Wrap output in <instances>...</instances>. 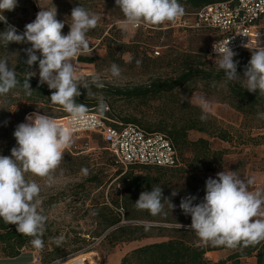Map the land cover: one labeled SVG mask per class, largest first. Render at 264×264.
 Returning <instances> with one entry per match:
<instances>
[{"label": "trees", "instance_id": "16d2710c", "mask_svg": "<svg viewBox=\"0 0 264 264\" xmlns=\"http://www.w3.org/2000/svg\"><path fill=\"white\" fill-rule=\"evenodd\" d=\"M226 1L230 0H178L185 9V16L194 14L208 4ZM120 13L122 14L121 11ZM5 17L9 24V17L7 15ZM121 18L123 19V14ZM170 25L171 23L164 27L148 26L147 29L143 27L135 29L134 31L141 35L156 38L155 45L143 43L142 49L144 51L150 49V54L153 49L162 51L165 46L160 42V37L169 33L168 26ZM6 27L4 22H0V32H3ZM163 28L165 30H162ZM181 31L199 36H209L212 38L211 45L219 38L218 34L213 31ZM106 41L107 61L115 64L122 63V55L131 51L129 45L120 41ZM12 46L14 43H10L8 47L0 44V54L2 55ZM235 52L237 56L234 57V60L238 62V74L242 70L246 71L252 53L248 50ZM151 57L155 58L153 65L156 66L165 63L163 61L171 56L161 57L160 54L154 57L151 54ZM201 59L203 58L200 55L177 56L170 62L177 67L175 76L165 79L156 78L143 86L96 88L93 85L90 93L86 89L80 88L81 95L76 98V101L86 105L89 109L88 112H95L99 102L90 98V95L99 96L102 93L104 99L136 101L142 106L148 104L168 105L171 109L163 112L154 123L141 124L131 118H122L121 122L137 124L148 132L166 135L176 148L181 164L176 168L130 166L129 170H118L113 186L119 187L120 191L113 187L111 195L105 197L100 191L92 203V218L95 227L91 232L85 234L89 240L81 236H74L68 243L63 242L57 246L54 243L55 233H52L51 229L53 225L46 221L42 237L44 248L38 250L42 256V264H53L57 259L62 261L70 254L80 250V247H77L72 251H66L65 247L68 245L78 246L84 242L91 245L98 239H100L99 243L104 242L111 248L126 243L137 244V247L121 257L119 264H240L241 259L251 257L255 258V264H264V241L254 246H238L234 249L224 246H201L197 236L190 229L191 216L185 215L179 207L181 199L188 196H195L198 201L202 202L206 194V180L210 178L209 175L218 172L223 166L225 153L213 150L210 140L228 144L234 140L231 130L223 128L211 115L207 121L200 120L201 109L188 102V96L191 94L190 84L200 82L212 86L221 95L217 99L218 103L227 105L245 119H251L259 124L260 129H264V119L258 116L259 113H264V97L258 93L249 92L235 80H227L223 70L205 69V64L201 63ZM26 60L27 56L21 58L12 68L20 83L7 94L0 95V155L10 156L11 149L17 146L13 133L16 126L24 122L26 115L39 112L42 115H51L55 119L68 116L61 106L51 102L50 97L54 90H50L46 84L41 85L30 77L32 94H26L23 83L29 78L28 71L38 66L37 62L29 67L25 63ZM76 61L82 64H93L95 59L92 56L79 55ZM141 61L144 62L142 59ZM219 85H222L223 89H219ZM180 91H187V93L182 96L179 94ZM177 108L179 111H174ZM113 116L115 117V115ZM115 118L119 120L117 117ZM13 119L16 120L12 123ZM192 132L203 134L208 139L199 138L196 141H190L188 136ZM92 135L96 136L103 144L104 150L107 152L104 155L109 154L115 163L102 140L97 135ZM236 138L242 139L241 135H237ZM258 140H264V135L255 139L249 138L243 142H256L255 144L258 145ZM74 148L77 149L76 145L72 144L65 150L64 155L72 154V151H76ZM115 165L117 164L115 163ZM133 168L139 170L135 172ZM167 172H170V175H165ZM179 178H184L180 185L179 181H174ZM88 182L89 188L93 187L95 190L104 186V183L96 175H92ZM156 186H160L163 196L170 198L176 206L171 211L165 203L164 212L167 213L166 215L162 213L153 216L147 210H140L135 205L142 192L151 191ZM77 188L79 192H84L88 187L80 184ZM173 191L177 192L176 196L171 195ZM121 223L125 224L120 225ZM31 239L32 237L18 233L15 225L6 224L0 219V257L14 258L24 250L36 253L37 249L30 243ZM144 240L155 241L140 246L139 242ZM226 250H233V252L223 260L213 262L206 258L208 253Z\"/></svg>", "mask_w": 264, "mask_h": 264}, {"label": "clouds", "instance_id": "9594fccd", "mask_svg": "<svg viewBox=\"0 0 264 264\" xmlns=\"http://www.w3.org/2000/svg\"><path fill=\"white\" fill-rule=\"evenodd\" d=\"M115 4L123 14V19L117 23L124 33L140 26L158 28L165 23L174 24L185 15V9L178 0H115ZM17 5L18 0H0V22L7 25L0 32V44L4 47L13 42L31 45L24 50L27 55L25 63L32 67L38 62L39 83L54 90L51 102L61 106L69 116V124L65 126L48 114H28L26 122L18 124L13 133L17 146L11 149V155H0V219L15 225L18 233L32 237V246L42 250L47 217L42 214L41 187L34 179H26V174L43 178L50 186L64 159L65 150L74 142L73 128L89 123L88 107L77 103L76 98L81 95V87L90 93L93 85L103 88L104 84L99 74H93L90 82L85 81L79 75L74 60L91 51L87 33L98 26L101 17L82 6L74 7L70 31L65 35L62 33L65 23L57 19V8L41 7L35 20L27 23L23 33L18 34L17 28L7 24L3 14L13 11ZM229 43L230 39L218 40L212 47L218 68L223 70L227 80L234 81L239 79L238 62L234 60L237 53ZM244 47L252 53L243 79L246 89L264 97V47L259 42L254 47L248 44ZM141 63V60H136L138 67ZM108 71L111 78H119L122 73L115 63ZM30 77L23 83L27 95L32 94ZM19 83L15 71L8 66V59L0 58V95L7 94ZM197 103L202 110L200 120L207 121L211 113L209 101L201 96ZM107 109L108 105L101 97L97 111L103 115ZM258 116L264 119V113ZM83 171L87 174V169ZM255 183L254 177L241 179L237 171L225 169L217 173L216 179L210 177L206 180L202 202L193 204L195 196L181 199L179 207L185 215L191 216L190 229L201 246L234 249L264 241V190H252ZM171 195L176 196L177 192L173 191ZM165 203L171 211L176 207L170 198L163 196L162 188L156 186L151 191L142 192L135 205L156 216L167 214L164 212ZM63 240L64 237L59 236L54 238V243L60 246ZM54 264H62V261L57 259Z\"/></svg>", "mask_w": 264, "mask_h": 264}, {"label": "rangeland", "instance_id": "374dc122", "mask_svg": "<svg viewBox=\"0 0 264 264\" xmlns=\"http://www.w3.org/2000/svg\"><path fill=\"white\" fill-rule=\"evenodd\" d=\"M53 6L57 8V19L65 23L62 29V33L65 35L70 31V17L74 7L82 6L101 17L98 26L89 30L87 33L91 51L81 54L84 56H92L95 62L93 64H82L77 62L76 58L74 60L79 75L85 81L90 82L93 74H99L104 86L123 88L147 85L151 80L156 78L165 79L175 76L177 74V67L170 62L175 57L185 54L202 56L201 63L205 64V69H219L215 63L216 58H209L210 56L208 54L212 38L209 36L194 35L192 33H183L177 27L171 28L172 23L168 26L170 29L169 33H166L164 37H160V42L165 48L159 51L161 57H171L163 61L165 63L154 66L153 61H155V58L151 57V50L147 49V51H144L142 45L143 43L155 45L156 38L141 35V33L134 31V29H130L127 33L122 32L117 23V21L122 19V14L115 4V0H18V5L13 11H5L3 14L9 17V24L15 26L18 34H20L25 30L27 23L35 20L37 13L42 8H52ZM189 21L190 19L188 17L186 23ZM167 25L168 23H165L161 26L164 27ZM147 28L149 27L147 26ZM162 30H165V28ZM106 40L120 41L129 45L131 49L129 53L122 55V63H117L122 69L119 78H111L110 72L108 71L113 63L108 62L106 59ZM29 47H31L29 43H14V46L9 50L5 51L2 55L0 54V58L6 57L8 59V66L12 69L21 58L23 59V57L27 56L24 50ZM141 59L144 62L138 67L136 60ZM244 74L245 71L243 70L239 72L237 74L239 79L235 81L246 88L245 81L243 80L245 79ZM28 75L39 82V66L30 69ZM219 89H223V86L219 85ZM190 90L191 94L188 96L190 105L201 109L197 103V98L201 96L205 97L210 103V115L223 128L231 130L234 136L231 144L218 140H210V145L213 150L223 151L225 153L223 166L218 172L228 169L230 171H237L241 175V179L244 177H254L256 183L252 190H264V140H258V145L255 144L256 142H243L249 138L255 139L258 136L264 135V129H260L259 124L251 121V119H245L227 105L218 103L217 99L221 95L212 86L196 82L190 84ZM186 93L187 91L179 92L182 96ZM95 96L90 95V98L99 101L101 97H104V94H99V96L94 98ZM103 100L119 121L122 118H131L136 119L141 124L154 123L161 117L163 112L171 109L165 104H148L142 106L136 101L110 98H103ZM174 111H179V108ZM95 112L99 113L97 110ZM15 120L13 119L11 122L13 123ZM237 135H241L242 139L236 138ZM199 138L208 139L203 134L195 132L189 133L188 139L190 141H196ZM73 144L77 147L76 151H72V154H69L70 156L64 155V159L57 169L54 181L50 186L46 183L45 179L33 177L30 173L26 174V179H34L40 185L41 192L39 198L42 201V213L47 217V223H52L53 226L51 229L52 233H55V237L63 236V242L65 243H68L74 236H81L89 240L85 234L91 232L95 227L92 218V203H94L100 191L103 192L104 197L111 195L112 189L114 188L120 191L119 187L116 188V186H113L117 171L130 169H122L120 166L115 165L109 154L104 155L107 152L104 150L103 144L92 134H84L78 139H74ZM83 169H87V174H85ZM133 169L135 172L139 170L138 168ZM218 172L209 176L216 179ZM92 175L98 176L99 180L104 183L102 188L98 190H95L93 187L89 188L88 181ZM165 175H170V172H167ZM182 179L184 178L173 180L179 181L178 184L180 185L183 183ZM80 184L88 187L86 188L87 190L79 192L77 186ZM200 202L196 199L193 201V204ZM97 241L91 245H88V242L81 243L78 246L68 245L65 247L66 251H72L77 247H80V250L64 258L62 264H70L75 259L76 261L86 259L84 264H115L120 262L121 257L125 253L137 247V244L126 243L111 248L108 244ZM154 241L144 240L139 242V245L150 244ZM232 252L233 250H226L218 256L217 254H212L209 256V260L213 259L211 261H217V258L223 260L232 254ZM36 253L37 257L41 260L42 256L40 251L36 250ZM252 258L241 259L240 264H255V258ZM40 264H42V260Z\"/></svg>", "mask_w": 264, "mask_h": 264}, {"label": "built area", "instance_id": "2783aa9c", "mask_svg": "<svg viewBox=\"0 0 264 264\" xmlns=\"http://www.w3.org/2000/svg\"><path fill=\"white\" fill-rule=\"evenodd\" d=\"M188 17L190 21L186 23ZM140 27L147 28V26ZM174 27L180 30L216 32L219 38L214 43L218 40L230 39L229 47L234 52L250 51L244 47L246 44L254 47L259 42L260 46L264 47V0H230L208 4L194 14L184 15L176 23H172L171 28ZM213 44L208 52L211 58L216 57ZM159 51L154 49L151 52L152 56H159ZM87 115L89 123L75 126L73 139H78L84 134L97 135L113 156L115 163L122 169L130 166L161 168L180 166L178 152L166 135L148 132L137 124L123 123L112 115L109 107L103 115L96 112H88ZM56 120L65 126L69 124V116ZM85 262L86 260H81V264ZM40 263L41 260L38 257L33 260V264Z\"/></svg>", "mask_w": 264, "mask_h": 264}, {"label": "crops", "instance_id": "0c3cea01", "mask_svg": "<svg viewBox=\"0 0 264 264\" xmlns=\"http://www.w3.org/2000/svg\"><path fill=\"white\" fill-rule=\"evenodd\" d=\"M212 254H217L220 255L221 252H212V253H208L206 255V258L209 259V256L212 255ZM87 256V255H85ZM37 257V254L33 251H29V250H24L23 252L20 253V255H18L17 257H14V258H2L0 257V264H33V260ZM254 259V258H252ZM81 260H86V259H81ZM213 260V259H211ZM219 259L217 258V261ZM255 260V259H254ZM74 262H78L75 260H72L70 262V264L74 263ZM213 262H216V261H213ZM115 264H119L118 262L115 263Z\"/></svg>", "mask_w": 264, "mask_h": 264}, {"label": "water", "instance_id": "95a60500", "mask_svg": "<svg viewBox=\"0 0 264 264\" xmlns=\"http://www.w3.org/2000/svg\"><path fill=\"white\" fill-rule=\"evenodd\" d=\"M123 224H125V223H121L120 225H123ZM120 225H118V226H120ZM116 228V227H115Z\"/></svg>", "mask_w": 264, "mask_h": 264}, {"label": "bare ground", "instance_id": "6f19581e", "mask_svg": "<svg viewBox=\"0 0 264 264\" xmlns=\"http://www.w3.org/2000/svg\"><path fill=\"white\" fill-rule=\"evenodd\" d=\"M79 264H81V261H78Z\"/></svg>", "mask_w": 264, "mask_h": 264}]
</instances>
